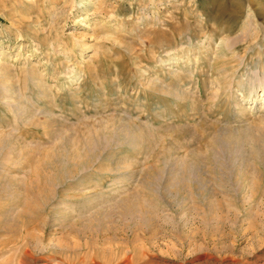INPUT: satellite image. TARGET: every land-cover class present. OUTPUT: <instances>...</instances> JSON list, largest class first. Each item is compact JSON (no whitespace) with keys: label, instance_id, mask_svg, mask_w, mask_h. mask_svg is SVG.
Wrapping results in <instances>:
<instances>
[{"label":"rangeland","instance_id":"rangeland-1","mask_svg":"<svg viewBox=\"0 0 264 264\" xmlns=\"http://www.w3.org/2000/svg\"><path fill=\"white\" fill-rule=\"evenodd\" d=\"M0 264H264V0H0Z\"/></svg>","mask_w":264,"mask_h":264},{"label":"bare ground","instance_id":"bare-ground-1","mask_svg":"<svg viewBox=\"0 0 264 264\" xmlns=\"http://www.w3.org/2000/svg\"><path fill=\"white\" fill-rule=\"evenodd\" d=\"M90 147H91V145H88L86 149L89 150ZM89 151H90V150H89ZM74 154H75V153H74ZM80 155H81V154H79V153H77L76 155H74V156H73L74 159L72 158V159H71V162H73V161L76 160L75 162L77 163V161H78L77 158H81V157H79ZM88 158H89V157H88ZM81 159H82V158H81ZM68 160H69V159H68ZM86 161H87V160H83V161H81L80 163H78V165H77L76 168L73 167L72 169H70L69 166H68V168H65V166H61L60 169L57 171V174H56L57 176H56V177H57V178H58V177H62L60 174H62L61 172H63V171L65 172V174H66V173H69V174H70V172L73 171V170L78 171L81 167L84 166V164L86 163ZM78 162H79V161H78ZM58 163H59V162H58ZM65 163H66V162H65ZM58 165H59V164H58ZM61 165H63V164H61ZM58 167H59V166H58ZM83 168H84V167H83ZM81 170H82V169H81ZM55 172H56V171H55Z\"/></svg>","mask_w":264,"mask_h":264}]
</instances>
